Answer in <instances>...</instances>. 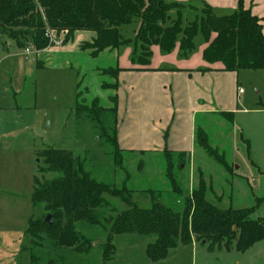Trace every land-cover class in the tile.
Returning a JSON list of instances; mask_svg holds the SVG:
<instances>
[{"label": "rangeland", "instance_id": "rangeland-1", "mask_svg": "<svg viewBox=\"0 0 264 264\" xmlns=\"http://www.w3.org/2000/svg\"><path fill=\"white\" fill-rule=\"evenodd\" d=\"M184 1H188L184 3L194 6L197 11L203 5L199 1L197 4V0ZM257 4H261L260 9L264 13V1L258 0ZM212 9L218 16L234 10ZM197 11L187 8L183 11V18L192 20L193 13ZM137 27L138 22L134 21L122 26L121 33L126 38H133ZM195 42V49L186 58L179 55L177 50L163 54L157 46H153L151 67L173 68L189 62L192 69L199 68L202 64L198 61L204 62L201 56L204 42L200 37ZM10 43L9 55L0 51V264L29 262L25 248L29 247V236L25 232L29 221L41 218L44 213L41 204L32 202V191L34 175L41 178V174L37 173V167L42 163L38 152L46 147L71 151L80 158L85 171L98 182L111 187L125 185L131 190V201L141 208L150 207L152 201L158 199L175 211L181 210L185 197L191 195L192 189L202 178L207 200L217 207L242 209L254 206L251 217H264V70L229 72L232 79L229 84H224L221 97L213 94L212 88L207 87L206 83L198 85V97L188 100L189 103L183 101L184 108H177L167 95L170 93L174 98L173 89L170 92L168 87L165 86V89L161 86L163 81L172 82L173 86L175 77L150 78L145 89L150 98V107L149 110L142 108V119L145 122L149 120L152 130H157L160 119L171 124L174 114L172 129L175 130L177 123L179 130V123L183 124L188 116L193 121V141L190 149L186 148L181 157V151L165 154V147H157L158 144L151 150H143V153L122 148L125 151L120 168L113 161L112 145L102 140V137L98 142L97 135L100 132L94 130L87 119H82L78 122L79 126L75 127L74 117L78 91H81V99L87 102L96 97L102 106L112 104L109 100L112 91L101 88L103 81L112 80L101 75L99 69L116 66L115 56L101 53L99 57L91 58L87 51L76 47V42L69 41L60 52L53 49L47 55H40L35 62L34 52L24 55L13 41ZM118 50L120 56L127 51L130 56H119V65H133V44L121 46ZM197 54L201 57L199 60L195 57ZM120 85L124 88L120 90V97L122 94L125 96L126 91H130L127 89V80H122ZM121 105V135L130 136L126 131L129 105L125 101ZM194 109L197 110L191 115ZM226 109L234 112L233 123H230L228 116L220 115V111H229ZM168 127L163 130V135ZM197 129L204 132L207 144L223 155L227 169L197 143ZM169 160L173 176L182 191L180 197L172 192L165 178ZM54 175L45 174L44 178L50 179ZM104 197L116 211L129 207L118 197ZM257 198L261 199L258 205ZM101 212L102 227L106 228V216H113L114 213L109 210ZM78 229L91 240L92 247L89 255H79L82 257L79 262L69 259L66 262L103 264L100 249L106 233L86 224L79 225ZM153 240V236L135 233L113 235L111 241L114 252L106 264H264V240L255 243L244 253L217 248L209 252L206 244L194 241V245H178L165 259L151 261L145 248ZM70 252L69 249L62 252L44 249L41 255L61 260L59 256L68 257ZM74 256L70 258L74 259Z\"/></svg>", "mask_w": 264, "mask_h": 264}, {"label": "trees", "instance_id": "trees-1", "mask_svg": "<svg viewBox=\"0 0 264 264\" xmlns=\"http://www.w3.org/2000/svg\"><path fill=\"white\" fill-rule=\"evenodd\" d=\"M187 6L174 0H0V51H8L5 40L13 41L21 50L29 44L37 51L46 49L49 47L45 37L47 28L57 34L65 31L63 44L72 41L78 31H90L95 37L90 42H81L79 49L87 51L91 58H97L105 50L133 44L131 61L140 67L136 69H144L141 67L150 64L153 46L163 54L177 49L179 55L186 58L195 49L196 38L200 37L205 46L202 50L205 63H220V70L228 72L264 70L262 18L245 6V0H237L236 8L221 16L206 3L199 11L192 5ZM187 8L197 11L193 13L194 19L189 21L183 18ZM134 21L138 22V27L133 38L124 37L121 27ZM206 70L205 67L198 71ZM120 71L122 68L117 65L99 69L101 75L112 80L101 83V88L112 91L109 96L112 104L102 106L96 97L87 102L81 99V91H78L74 117L75 127L79 126V121L87 119L92 128L100 132L98 142L102 137L112 145L113 161L122 168L121 157L125 150L120 148L117 137ZM220 115L228 116L233 123V111H220ZM195 137L197 143L226 168L223 155L207 144L204 132L197 129ZM246 147L249 149V144ZM163 151L172 153L167 148ZM179 153L181 157L185 152ZM38 158L42 159L37 167L41 178L34 175L32 202L41 204L44 213L41 218L30 220L25 232L29 236V247L25 248L30 264H70L66 262L68 259L79 262L82 259L79 255H89L91 240L78 229L83 224L98 227L106 233L100 249L103 264L114 252L113 235L119 234L153 236L154 240L145 248L151 261L165 259L178 245H189L194 241L206 244L209 252L217 248L244 253L264 240V217H251L254 206L242 209L217 207L207 200L202 178L191 195L185 197L181 210L175 211L158 199L153 200L150 207L141 208L131 201V190L125 185L111 187L96 181L85 171L80 158L69 150L46 147L38 152ZM166 170L165 178L172 192L182 196L170 160ZM45 174L55 175L47 179ZM104 195L118 197L129 207L116 211ZM260 200L257 198V205ZM102 210L114 213L106 216V228L100 220ZM47 215L50 224L45 220ZM44 249L61 252L69 249L71 252L68 257L59 256L61 260H58L42 256ZM73 255L74 259H71Z\"/></svg>", "mask_w": 264, "mask_h": 264}, {"label": "crops", "instance_id": "crops-1", "mask_svg": "<svg viewBox=\"0 0 264 264\" xmlns=\"http://www.w3.org/2000/svg\"><path fill=\"white\" fill-rule=\"evenodd\" d=\"M174 1L187 2L184 0H174ZM198 1L201 4L206 3L210 5L212 8H215L216 10L218 9L233 10L236 8V5H237V0H197V4H199ZM257 1L258 0H253V2L251 3L250 0H245V6L250 7L253 14L262 18L263 32H264V22H263L264 17H262L264 16V13H263V10L260 9L261 4L258 5ZM94 37H95V34L93 32L78 31L74 34L72 42H76V47L79 49L80 42H90ZM6 44L8 46L7 48L8 51H3V52L5 53V55H9L11 43L10 41L7 40ZM64 46L65 44H63V46H60V47H48L40 51H34V49L31 48L29 52L32 51L35 53L36 57L34 59L36 62V59L40 55L42 54L47 55L53 49L60 52L62 50L61 48ZM176 50L177 49H175V51ZM20 51L21 53H23L21 49ZM118 51H119L118 49L105 50L102 53H109L113 57L115 56V59H116V60L114 59L116 62L115 65L122 68V71H120L118 74L119 87L117 90V95H118V105H117L118 133H117V137H118V143H119L120 148L127 147L128 149H131V150H146V149L151 150L155 144H158L157 147L164 146L170 151L186 152L184 150L186 148L188 150L191 147V143L193 141V132H194L193 121H192V118L190 119V117L187 116L188 113L186 115L187 118L185 122L183 124L179 123V126L183 129V131L181 130V128H179V130L177 129V123L175 125V130L172 129L174 126V122H175L174 114H173L171 124H168V122H166L165 119L164 120L160 119V124L157 130H152V126H150L151 124H149V120L145 122L142 119V116L144 115V111H141L142 108H146L147 110H149V107H150L148 104L149 103L148 99L150 98L148 97V95H146L147 93H145V89L147 88L146 86L147 82L151 81L150 78L155 79L157 76L165 78L163 76L171 75L175 77L173 86H172V82H164V81L161 83V86H163L165 89L166 87H168L170 92L173 89L174 98H172V95L170 93L167 95L170 96L171 101L177 105V108L178 106L179 108H184V106L182 105L183 101H187L189 103L188 100L192 101L193 98L198 97L199 95V91L197 87L198 85L203 86L206 83L207 87L212 88L213 94L215 95L219 94V96L221 97L224 92V87H225L224 84L227 85V83L228 84L230 83L229 81L230 79H232V75L228 74L229 73L228 71L226 72V71L220 70V67H221L220 63L207 64V63L201 62L199 60V58L201 57L198 54L195 57H197V59L199 60L198 63L202 64L200 67H203V68L206 67L208 69L204 72L198 71L200 67L199 68L194 67V69H192L190 67L191 65H189L190 64L189 62H187V65H180V66L173 67V68L164 67L161 69H158L157 67H151L152 66L151 61L148 66L141 67L144 69H136L140 67L136 65H125V64H124V67H121L119 65L120 55ZM29 52L23 53V54L28 55ZM128 56H129V52L127 51L126 53L121 54L120 57L128 58ZM201 56H202V52H201ZM183 66H186V67H183ZM124 79L127 80V85L129 86L127 89L130 91L129 93L126 91V95L124 96L122 94V96L120 97V93H121L120 90L124 89L120 85V82ZM130 81H131V84H128L130 83ZM161 86H159V88H161ZM122 101H125L126 105L128 103L129 109H130V114L127 113L128 127L126 129L127 133H129L130 136H125L124 133L121 135L122 125L120 124V114L122 111V105H121ZM196 110L197 109L192 110L190 112L191 115L194 114ZM226 110L230 111L232 109H226ZM155 126L157 125L155 124ZM167 126L169 127L167 128L166 133L163 135V130ZM172 148H176V149H172ZM28 264H30V262H28Z\"/></svg>", "mask_w": 264, "mask_h": 264}, {"label": "built area", "instance_id": "built-area-1", "mask_svg": "<svg viewBox=\"0 0 264 264\" xmlns=\"http://www.w3.org/2000/svg\"><path fill=\"white\" fill-rule=\"evenodd\" d=\"M65 33H66L65 31H62L61 33L57 34V32L55 30L46 29L45 37L48 39L49 47L50 46H54V47L59 46L60 47L64 41ZM62 34H63V37L61 38ZM31 48H32L31 44H29L22 51H23V53H28ZM239 91H241V89Z\"/></svg>", "mask_w": 264, "mask_h": 264}, {"label": "water", "instance_id": "water-1", "mask_svg": "<svg viewBox=\"0 0 264 264\" xmlns=\"http://www.w3.org/2000/svg\"><path fill=\"white\" fill-rule=\"evenodd\" d=\"M46 222H48L50 224V216L47 215L46 218H45Z\"/></svg>", "mask_w": 264, "mask_h": 264}]
</instances>
